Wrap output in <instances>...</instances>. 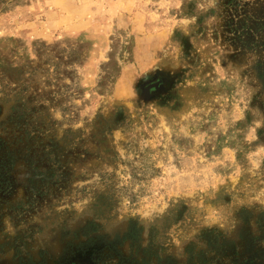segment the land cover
Returning a JSON list of instances; mask_svg holds the SVG:
<instances>
[{"label":"rangeland","instance_id":"1","mask_svg":"<svg viewBox=\"0 0 264 264\" xmlns=\"http://www.w3.org/2000/svg\"><path fill=\"white\" fill-rule=\"evenodd\" d=\"M0 264H264V0H0Z\"/></svg>","mask_w":264,"mask_h":264}]
</instances>
